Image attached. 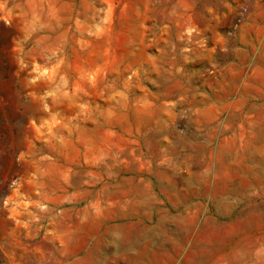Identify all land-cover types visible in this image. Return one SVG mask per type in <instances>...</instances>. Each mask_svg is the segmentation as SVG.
<instances>
[{"label": "rangeland", "instance_id": "374dc122", "mask_svg": "<svg viewBox=\"0 0 264 264\" xmlns=\"http://www.w3.org/2000/svg\"><path fill=\"white\" fill-rule=\"evenodd\" d=\"M106 194L156 264H264V0H0V264L86 245Z\"/></svg>", "mask_w": 264, "mask_h": 264}, {"label": "crops", "instance_id": "0c3cea01", "mask_svg": "<svg viewBox=\"0 0 264 264\" xmlns=\"http://www.w3.org/2000/svg\"><path fill=\"white\" fill-rule=\"evenodd\" d=\"M105 205L110 210L103 218L91 216L96 221L98 228L90 235V240L86 245L81 246L78 242L61 241L57 246V255L53 258H46L38 264H156V245L153 241H143L141 236L136 232L129 234L126 238L116 233L117 227L138 228L132 218L141 214L142 203L139 202V196L136 194L104 195ZM155 204L153 202L152 211ZM114 218L122 220L118 224L111 223ZM102 226V231H101ZM145 229L144 227L142 228ZM138 230V231H139ZM107 240H105V238ZM77 249V251H69ZM163 254L172 256L173 252L168 251ZM50 260V262H47Z\"/></svg>", "mask_w": 264, "mask_h": 264}, {"label": "clouds", "instance_id": "9594fccd", "mask_svg": "<svg viewBox=\"0 0 264 264\" xmlns=\"http://www.w3.org/2000/svg\"><path fill=\"white\" fill-rule=\"evenodd\" d=\"M49 95H51V94H49Z\"/></svg>", "mask_w": 264, "mask_h": 264}]
</instances>
